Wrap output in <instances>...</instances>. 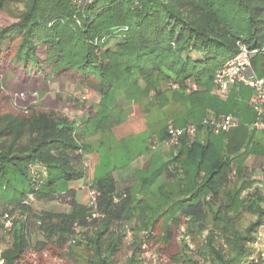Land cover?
Instances as JSON below:
<instances>
[{
  "label": "trees",
  "instance_id": "1",
  "mask_svg": "<svg viewBox=\"0 0 264 264\" xmlns=\"http://www.w3.org/2000/svg\"><path fill=\"white\" fill-rule=\"evenodd\" d=\"M8 5L21 9L0 27V66L43 78L76 75L99 102L95 114L82 120L0 107V214H18L10 230L0 227V264H146L147 248L159 242L157 225L160 240L169 241L171 226L180 221L185 236L208 232L196 258L182 238L183 253L174 262L263 264L255 245L264 229V196L257 188L249 191L244 166L247 155H264L262 140L248 128L254 118L246 104L250 91L237 85L221 99L212 93V79L238 43L263 48L251 62L257 76L264 75V0H0V12ZM190 82L200 89L188 94L185 114L154 133L163 144L170 126L193 124V142L182 139L167 157L151 155L122 189L112 172L94 177L90 187L100 216L91 218V208L67 188L84 177L86 139L107 128L117 102L184 94ZM206 110L233 114L240 126L201 133ZM262 170L264 178V165ZM234 177L238 186L231 185ZM50 201L68 211L31 213L32 202ZM243 213L254 218L239 227ZM31 227L42 240H33ZM127 239L129 255L119 262Z\"/></svg>",
  "mask_w": 264,
  "mask_h": 264
},
{
  "label": "rangeland",
  "instance_id": "2",
  "mask_svg": "<svg viewBox=\"0 0 264 264\" xmlns=\"http://www.w3.org/2000/svg\"><path fill=\"white\" fill-rule=\"evenodd\" d=\"M20 9L21 7L16 5L6 6L0 12V27L12 23ZM188 94L168 92L156 97L151 93L139 100L131 101L130 104L117 102L111 113L113 119L107 128L86 139L90 150L83 158L84 178L80 182L67 186L75 191L77 202L82 206H88L90 186L93 183L92 174L94 177H101L107 172H112L118 189H122L133 184V172L145 169L151 155L169 156L170 148L165 144H158L159 141L154 132L158 127L170 124L172 118L185 114L188 109L186 101ZM98 102V93L86 84L79 83L76 75L49 73L47 78H43L27 76L20 69H14L5 62L0 66V107L3 112L23 115L33 110H51L82 120V116L87 115L91 118L95 114ZM207 111L209 110H206L205 115ZM100 142H103L102 146ZM154 145L157 146L154 147ZM240 148L241 146L239 151L242 152ZM263 165L264 155L262 154L251 153L244 159L245 174L248 176L246 180L250 182L249 191L254 192L257 188L262 196H264ZM162 181V178L158 179L154 188H157ZM230 182L235 186L240 184L236 177ZM30 211L34 214L45 211L60 213L68 211V206L59 201L32 202ZM12 216L13 220L18 218L16 212L12 213ZM26 218L29 219V225L32 224V221L30 222L32 218L28 216ZM253 218L251 214L243 213L238 219V226L244 227ZM185 226V221H180L178 226H171L172 238L166 241L160 240L162 237L158 224L155 236H159V242H153L147 248L144 262L146 264H180L171 258L183 253L182 238L186 239V246L192 250L191 254L196 258L201 248L199 244L208 231L204 230L202 235L196 234L192 238L191 235H184ZM34 228L31 227L33 240H42L41 234H35ZM128 244L129 239L118 253L119 262L124 261L129 255ZM255 247L260 251L264 261V229L259 231Z\"/></svg>",
  "mask_w": 264,
  "mask_h": 264
},
{
  "label": "built area",
  "instance_id": "3",
  "mask_svg": "<svg viewBox=\"0 0 264 264\" xmlns=\"http://www.w3.org/2000/svg\"><path fill=\"white\" fill-rule=\"evenodd\" d=\"M83 3L89 0H81ZM237 53L225 60L214 72L212 79V93L221 99L228 97L232 87L241 85L250 91V96L246 101L248 108L254 113L252 122L248 128L253 132L261 134L264 139V75L257 76L252 66V58L258 55L263 48L249 49L245 45L238 43ZM264 68V63H263ZM200 88L196 83L190 82L185 89L186 93L198 91ZM240 126V120L233 114H216L207 111L201 122V133L209 132L213 135L227 133ZM198 133V126L186 125L184 127L170 126L167 130V138L163 144L169 148H176L182 139L191 144ZM157 145H154L156 147ZM152 147V148H154ZM233 175V174H232ZM89 204L91 208V218H98L100 215L96 210L97 192L90 187ZM13 216L6 211L0 214V227L6 232L13 225Z\"/></svg>",
  "mask_w": 264,
  "mask_h": 264
},
{
  "label": "crops",
  "instance_id": "4",
  "mask_svg": "<svg viewBox=\"0 0 264 264\" xmlns=\"http://www.w3.org/2000/svg\"><path fill=\"white\" fill-rule=\"evenodd\" d=\"M258 134H259V133H256V132H255V136H256L257 138H260V139L262 140V143H263V146H264V139H263V137H262L260 134H259V135H258ZM83 178H84V177H83ZM83 178H82V179H83ZM82 179H81V180H82ZM81 180H79L78 182H80ZM92 180H94V174H92ZM76 183H77V182H76Z\"/></svg>",
  "mask_w": 264,
  "mask_h": 264
}]
</instances>
